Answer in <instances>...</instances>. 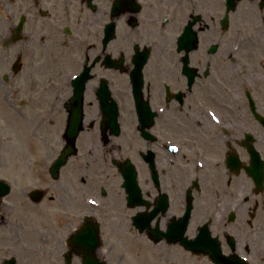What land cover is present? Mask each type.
Listing matches in <instances>:
<instances>
[{
	"label": "flooded vegetation",
	"instance_id": "flooded-vegetation-1",
	"mask_svg": "<svg viewBox=\"0 0 264 264\" xmlns=\"http://www.w3.org/2000/svg\"><path fill=\"white\" fill-rule=\"evenodd\" d=\"M196 238L264 264V0H0V264Z\"/></svg>",
	"mask_w": 264,
	"mask_h": 264
},
{
	"label": "rangeland",
	"instance_id": "rangeland-1",
	"mask_svg": "<svg viewBox=\"0 0 264 264\" xmlns=\"http://www.w3.org/2000/svg\"><path fill=\"white\" fill-rule=\"evenodd\" d=\"M110 264H181L177 256L158 255L156 251H149L144 247L131 248L124 254L110 258ZM192 264H209L201 256H194Z\"/></svg>",
	"mask_w": 264,
	"mask_h": 264
},
{
	"label": "water",
	"instance_id": "water-1",
	"mask_svg": "<svg viewBox=\"0 0 264 264\" xmlns=\"http://www.w3.org/2000/svg\"><path fill=\"white\" fill-rule=\"evenodd\" d=\"M200 249L195 246V249H194V252L197 254L199 252H202V251H199ZM211 259L212 261L215 263V264H222L221 261L223 259L222 256H220L219 252H216L213 256H211Z\"/></svg>",
	"mask_w": 264,
	"mask_h": 264
}]
</instances>
